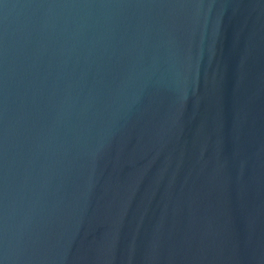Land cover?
<instances>
[{"label":"water","instance_id":"95a60500","mask_svg":"<svg viewBox=\"0 0 264 264\" xmlns=\"http://www.w3.org/2000/svg\"><path fill=\"white\" fill-rule=\"evenodd\" d=\"M0 264H264V0H0Z\"/></svg>","mask_w":264,"mask_h":264}]
</instances>
